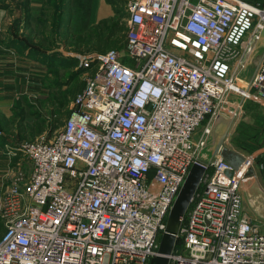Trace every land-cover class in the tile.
Returning a JSON list of instances; mask_svg holds the SVG:
<instances>
[{
	"label": "built area",
	"instance_id": "1",
	"mask_svg": "<svg viewBox=\"0 0 264 264\" xmlns=\"http://www.w3.org/2000/svg\"><path fill=\"white\" fill-rule=\"evenodd\" d=\"M125 9L124 51L84 55V85L62 123L11 152L0 264H150L196 161L206 169L168 264H264V221L244 204L250 158L234 167L200 155L218 112L234 120L244 100L264 96V53L242 76L264 0H127Z\"/></svg>",
	"mask_w": 264,
	"mask_h": 264
},
{
	"label": "crops",
	"instance_id": "2",
	"mask_svg": "<svg viewBox=\"0 0 264 264\" xmlns=\"http://www.w3.org/2000/svg\"><path fill=\"white\" fill-rule=\"evenodd\" d=\"M76 1L77 0H67L70 7L67 26L68 28L73 27L77 29L78 33H80V30H85L98 20L112 14L113 8L106 0H78L86 4L87 1L96 2L95 12L93 11L94 19L90 22L86 17L90 18V12L92 10L90 11L89 6L85 9V4H82L80 8L75 7L74 9ZM63 3V0H0V190L4 184L10 181L9 173L16 165V160L18 158L17 156H12L11 152L14 150L17 143L25 137H32L40 133L29 129L27 126H25L27 128H24L22 131L17 130L16 122L18 117L15 115V106L19 99L17 92L22 91L21 89H26L29 83L26 84L22 77L21 81L17 82L16 76L19 74H16V67L20 65L24 69L29 65L26 63L32 62L31 58L40 59L49 52H54L53 56L50 58H61V56L64 55L63 52L65 51L62 50L64 45L57 38V32L53 31L50 34L47 30L48 32L39 33V30H37L43 27L49 20V12H52V23L54 24L51 23L49 27L58 26V20L60 22L62 17ZM76 9L83 11L82 14L80 12L82 16H79V13L74 16L73 12H75ZM77 19L80 20V30L77 28ZM41 40L46 42L45 44L47 45L40 46L39 42ZM32 42L38 44L36 46L38 49L36 52L38 54L36 55H32L31 51H29V47H33V45L31 46L30 44ZM48 44H50L49 48ZM258 53L259 55L254 61V67L261 56V50H258L256 55ZM254 56V53L248 55V63L246 69L242 72V76L248 78L250 72L252 75V70L254 71V69H251L249 72L251 68L249 64L252 61L251 58ZM27 71L19 70L18 73L20 72L23 74ZM244 122L248 123V125H252L253 128L244 130L241 128ZM237 126L242 129L240 133L243 134L246 139L250 138L249 140L255 145L254 148L247 150L234 145L231 142V137L235 134L230 135L228 143L225 140L224 144L237 151L243 157L248 156V158H250L252 165L250 173L254 175L257 181L255 184L264 185V96L252 97L244 100L240 112L232 121L228 131L231 132L232 130V132H235ZM45 129L46 127H44L43 130ZM260 164H263V167H260ZM251 193L249 188L246 190L244 188V198L245 195L248 197L252 195ZM248 209L252 212L250 207ZM252 214L255 216L253 212Z\"/></svg>",
	"mask_w": 264,
	"mask_h": 264
},
{
	"label": "rangeland",
	"instance_id": "3",
	"mask_svg": "<svg viewBox=\"0 0 264 264\" xmlns=\"http://www.w3.org/2000/svg\"><path fill=\"white\" fill-rule=\"evenodd\" d=\"M117 6L119 9L117 11L112 10V14L109 15L105 19V22L100 23V20L95 22L94 24L88 26L85 30H80V20L77 19L76 24L78 25V29L80 33L77 32V29L73 27L68 28V20L70 14V7L68 5L67 0H63V12L62 17L57 27H49L52 23L53 15L52 12H49V20L41 27L39 33H44L45 31H49L51 34L53 31L57 32V38L60 42L63 43V56L61 58H50L53 56L54 52H49L46 56L49 57H42L40 59H32L31 63L27 67L23 69L22 66L17 65V73L19 74L16 76V80L21 81V77L25 81L26 84L29 85L26 89H21L22 91L17 92L18 102L15 106V115L18 117L16 122L17 130H24L27 128L25 126L34 125L36 122L41 121L44 126L46 127L47 135L52 134L54 130L58 127L55 126L56 120H63L65 116L59 115L58 113L55 114V110L53 109L54 106H57L59 111H63L68 108V101L70 98V93L68 89L70 86L78 82L80 80L84 81L85 78V70L86 66L84 65V55L87 53H91L93 51H99L106 48H115L120 52L124 51V38H125V31H126V9L125 4L127 0H118ZM253 3L261 4L262 0H249ZM82 4H85L86 7L89 6L90 9V18L86 17L87 20L92 22L94 19L93 11L95 12L96 2L94 1H87L83 3L81 1H76L75 7H81ZM78 8V9H79ZM76 9L74 16L81 14L83 11ZM81 12V14H80ZM53 24V23H52ZM47 25V26H46ZM54 25V24H53ZM31 30V29H30ZM78 30V31H79ZM32 31V30H31ZM47 31V32H48ZM260 32V30H258ZM37 33V32H36ZM261 40V38H260ZM259 40V41H260ZM46 42L41 40L39 45H47ZM255 45H259L260 42H255ZM31 46L29 47V51H31L32 55L38 54L36 51L38 49L36 46L37 43H30ZM60 45V44H59ZM28 46V45H27ZM50 44H48V48ZM261 49V55L264 53V47L259 45V48L252 53L255 54L254 57L251 58V65L249 72L251 69H254V61L257 59L259 53L256 55V51ZM36 52V53H35ZM45 53V52H42ZM62 54V53H61ZM75 58L74 64H69V59ZM30 60V59H29ZM90 62L93 63L95 61L94 58H89ZM124 61L131 64L133 62V58L129 56L124 57ZM27 62V61H26ZM19 70H28L25 73H18ZM253 72V70H252ZM27 73V74H26ZM251 72L249 74V77ZM40 80V81H39ZM247 104V102H246ZM251 105V104H250ZM252 106V105H251ZM250 108V107H249ZM253 109V108H251ZM207 118V117H206ZM203 119L201 124L196 129L194 137L196 138L200 135L206 125L207 120ZM241 128H249L252 129V125H248V123H243ZM248 129V130H249ZM251 131V130H250ZM249 131V132H250ZM235 134L237 135V131L231 130L228 131L225 140L228 143L230 139V135ZM219 131L216 129H211L209 135L207 136V141L204 146L201 148V158L203 160L208 159L211 155L213 146L218 139ZM206 137V135H205ZM208 157V158H207ZM25 169H28V163L24 162ZM254 165V163H253ZM151 172H149V175ZM257 182V181H256ZM255 182V183H256ZM251 190V194L249 197L245 195L244 204L245 207L251 208L252 212L255 214L258 220L264 221V185L263 184H252L249 187ZM257 205V206H256ZM2 231V227H0V232Z\"/></svg>",
	"mask_w": 264,
	"mask_h": 264
},
{
	"label": "water",
	"instance_id": "4",
	"mask_svg": "<svg viewBox=\"0 0 264 264\" xmlns=\"http://www.w3.org/2000/svg\"><path fill=\"white\" fill-rule=\"evenodd\" d=\"M261 42L260 46L264 47V27L260 30ZM233 117L228 114L220 111L214 117L209 131L206 133L204 139V144L207 141V136L209 135L211 129H217L219 131L218 139L216 140L211 155L220 154L222 158L232 164L234 167H237L239 163L243 160V156L237 151L228 147L224 144L225 137L228 133V130L231 127ZM204 146V145H203ZM208 158V157H207ZM206 165L200 162H193L190 166L188 173L182 182L177 195L169 209L166 225L162 231L158 243V254L154 255L150 259V264H168L169 254L172 252L176 239L177 232L182 220V217L186 211L187 206L191 200L192 195L197 189L201 177L205 172ZM256 180L253 174H249L243 179V185L245 190L248 189L252 184H255Z\"/></svg>",
	"mask_w": 264,
	"mask_h": 264
},
{
	"label": "trees",
	"instance_id": "5",
	"mask_svg": "<svg viewBox=\"0 0 264 264\" xmlns=\"http://www.w3.org/2000/svg\"><path fill=\"white\" fill-rule=\"evenodd\" d=\"M107 2H109L110 4H111V6H112V8L114 9V11H117V9H119V6H117V3H119V1L118 0H106ZM263 1V0H262ZM103 22H105V19H102V20H100V23H103ZM69 64L71 65V64H74L75 63V58H70L69 59ZM83 85H84V81H82V80H80V81H78V82H75V83H73L71 86H70V88L68 89V91H69V93H70V98H69V101H70V99L78 92V91H80L81 90V88L83 87ZM69 101H68V103H69ZM53 109L55 110V114H59V115H63V116H66L67 114H68V112H69V108H67V109H65V110H63V111H59V109H58V107L57 106H54L53 107ZM62 123V120H56V124H55V126L57 127V126H59L60 124ZM29 129H31V130H33V131H36V132H41V131H43V129H44V124L41 122V121H39V122H36L35 123V125L33 126V125H29V126H27ZM244 129V128H243ZM247 128H245V130H246ZM242 129H240V127H238L237 126V128H236V131H237V136L236 135H233L232 137H231V142L234 144V145H237V146H240V147H242V148H245V149H247V150H251V149H253L254 148V144L251 142V140H249V139H246L245 138V136H243V134H241L240 132H242L241 131ZM244 137V138H243ZM0 227H2V225H1V223H0Z\"/></svg>",
	"mask_w": 264,
	"mask_h": 264
},
{
	"label": "bare ground",
	"instance_id": "6",
	"mask_svg": "<svg viewBox=\"0 0 264 264\" xmlns=\"http://www.w3.org/2000/svg\"><path fill=\"white\" fill-rule=\"evenodd\" d=\"M264 27V26H263ZM262 28V27H261ZM261 28L259 29V30H261ZM260 38H261V36H260V32H259V38H258V40L256 41L257 42V44H258V42H261V40H260ZM260 40V41H259ZM256 44V43H255ZM259 45H260V43H259ZM259 45L257 46V45H255L256 46V48H255V50H257L258 48H259ZM254 50V51H255ZM261 50V49H260ZM256 53H257V51H256Z\"/></svg>",
	"mask_w": 264,
	"mask_h": 264
}]
</instances>
